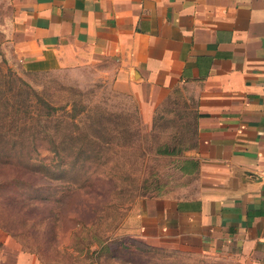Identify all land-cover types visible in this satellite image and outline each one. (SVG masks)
<instances>
[{
    "label": "rangeland",
    "instance_id": "374dc122",
    "mask_svg": "<svg viewBox=\"0 0 264 264\" xmlns=\"http://www.w3.org/2000/svg\"><path fill=\"white\" fill-rule=\"evenodd\" d=\"M14 22L11 0H0V66L24 82L3 86L22 93L12 103L33 117L45 104L86 110L77 119L59 111L47 123L50 138L34 126L24 148H13L0 125V226L43 264H264V255L231 241L182 238L141 216L147 200L190 182L197 111L187 86L176 85L147 122L137 78L122 79L116 55L93 49L71 66L46 57L30 67L40 61L20 53ZM98 114L103 133L82 139ZM30 157L52 166L42 173Z\"/></svg>",
    "mask_w": 264,
    "mask_h": 264
},
{
    "label": "crops",
    "instance_id": "0c3cea01",
    "mask_svg": "<svg viewBox=\"0 0 264 264\" xmlns=\"http://www.w3.org/2000/svg\"><path fill=\"white\" fill-rule=\"evenodd\" d=\"M20 53L61 66L101 49L137 78L150 121L176 85L196 98L199 169L142 218L264 255V0H11ZM263 257V256H261ZM0 264H43L0 226Z\"/></svg>",
    "mask_w": 264,
    "mask_h": 264
},
{
    "label": "trees",
    "instance_id": "16d2710c",
    "mask_svg": "<svg viewBox=\"0 0 264 264\" xmlns=\"http://www.w3.org/2000/svg\"><path fill=\"white\" fill-rule=\"evenodd\" d=\"M45 61L35 62L31 63L29 66L33 65H39L44 64ZM20 85L24 84L22 79L14 76L11 69L7 68L5 71L0 66V125L3 127H6L7 132L11 137L12 147L15 148L19 146L20 148H24L27 144L28 137L25 135V132L31 130L34 126L42 127L41 131L39 133H43L44 135H47L48 138L54 136V131L52 132L47 123L53 119V117L59 112V111H65L68 116H70L71 119H77L81 118V113H83L86 109H81V111L77 110V106L74 104L72 105L71 109H67V107H55L51 104H45V109L43 112V115H37L36 117H33V112L28 110L27 108H23L20 103H12V99L18 98L21 96L20 91H15L12 87L8 90H4L3 86L5 85ZM41 98V97H40ZM20 102V99H18ZM98 120H97V126L95 129L91 131H82V139H90V136H93L95 138H99L101 134L103 133V126L101 125L100 117L101 114H98ZM198 118V114H197ZM197 118H196V128H197ZM30 125V126H29ZM29 126V127H28ZM56 132V131H55ZM34 135V134H33ZM52 135V136H51ZM40 141L43 139L38 138ZM37 138L33 137V140H38ZM196 139V134H195ZM38 140V141H39ZM196 144V141H194V144L191 148L192 149ZM173 152V151H172ZM100 157H97L99 159ZM29 160H35L38 164L37 166L42 167V173H44V170H49V167L52 166V164H47V157H30ZM15 165L23 166L28 168L30 163H21V162H15ZM199 169L198 161L189 158L188 163L186 164V167L184 169L185 173L188 175L195 174ZM41 172V171H40ZM47 173V171L45 172ZM81 175H75L73 176V180L76 181L78 178H80Z\"/></svg>",
    "mask_w": 264,
    "mask_h": 264
}]
</instances>
